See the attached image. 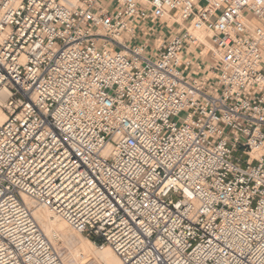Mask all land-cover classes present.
Masks as SVG:
<instances>
[{
	"label": "built area",
	"instance_id": "2783aa9c",
	"mask_svg": "<svg viewBox=\"0 0 264 264\" xmlns=\"http://www.w3.org/2000/svg\"><path fill=\"white\" fill-rule=\"evenodd\" d=\"M0 109V264H64L24 196L121 264H264V0H0Z\"/></svg>",
	"mask_w": 264,
	"mask_h": 264
},
{
	"label": "bare ground",
	"instance_id": "6f19581e",
	"mask_svg": "<svg viewBox=\"0 0 264 264\" xmlns=\"http://www.w3.org/2000/svg\"><path fill=\"white\" fill-rule=\"evenodd\" d=\"M6 119V115L0 109V123ZM264 152V150L262 151ZM260 153H255L258 156ZM24 201L29 208V201L37 207L32 211V215L36 222L40 226L42 232L48 238L50 243L54 242V236L58 239L64 240L63 242L69 243L72 239V230L69 229L67 224L54 215L49 209L43 207L40 204L35 203L31 198L24 196ZM40 205V206H38ZM67 254L63 255L62 262L64 264L78 263L79 260H87L92 258L97 264H121L119 257L113 252V250L104 245L99 247L93 243L91 239H83L78 243H72ZM81 264V263H80Z\"/></svg>",
	"mask_w": 264,
	"mask_h": 264
},
{
	"label": "rangeland",
	"instance_id": "374dc122",
	"mask_svg": "<svg viewBox=\"0 0 264 264\" xmlns=\"http://www.w3.org/2000/svg\"><path fill=\"white\" fill-rule=\"evenodd\" d=\"M185 113L182 112L179 114V118H178V121L181 120L183 117H184ZM172 119H176V118H172ZM29 205H30V209H32V211L34 209H36L37 205L35 206L33 204V202H30L29 201ZM40 206V205H38ZM69 228V227H68ZM70 229V228H69ZM72 230V229H71ZM72 239L69 243H66V242H63L64 240L62 239H58V237L54 236V242H52V246L56 249L57 253L59 254L60 258L62 259L63 255L67 254L68 251L70 250V248H72L71 246H73L72 243H78L79 241L83 240V239H86V237L83 235V234H80V233H77L75 232L74 230H72ZM51 242V241H50ZM80 262L78 263H82V264H97L95 262V260H93L92 258L90 259H87V260H79Z\"/></svg>",
	"mask_w": 264,
	"mask_h": 264
}]
</instances>
